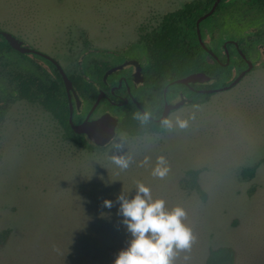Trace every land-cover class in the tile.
<instances>
[{
  "label": "rangeland",
  "instance_id": "rangeland-1",
  "mask_svg": "<svg viewBox=\"0 0 264 264\" xmlns=\"http://www.w3.org/2000/svg\"><path fill=\"white\" fill-rule=\"evenodd\" d=\"M190 1L0 0V29L50 54L65 70L87 72L92 57L118 63L140 56L134 49L140 27L158 25ZM229 22L227 16L224 37L264 28V18ZM254 48L256 65L237 84L203 103L187 99L161 133L120 131L103 150L76 147L40 105L11 103L0 124V232L8 229L0 264H112L129 236L116 195L134 193L138 182L167 207L186 210L192 239L173 264H205L210 248L219 246L232 248L233 264H264V163L254 177L241 176L264 156V44ZM29 55L8 58L23 71L38 73V64L53 74L44 58ZM177 116L187 120L185 127L175 125ZM113 154L128 157V167L116 165ZM159 156L167 163L162 177L151 171ZM191 169L200 171L204 197L183 185ZM105 198L114 201L111 208Z\"/></svg>",
  "mask_w": 264,
  "mask_h": 264
},
{
  "label": "trees",
  "instance_id": "trees-1",
  "mask_svg": "<svg viewBox=\"0 0 264 264\" xmlns=\"http://www.w3.org/2000/svg\"><path fill=\"white\" fill-rule=\"evenodd\" d=\"M214 1L186 2L179 9L164 14L158 25L150 29L145 26L140 27L138 40L146 47L147 62L143 66L144 82L137 88L132 85L126 68L112 72L104 80V73L116 64L110 60L92 57L88 61L89 70L87 72H81L76 68L66 70L77 94L83 100V109L81 111H77L76 107L74 109V122H79L95 102L99 88L110 92L111 86L116 83L121 74L129 78L137 99L142 101L145 109L154 116L161 114L165 100V87L175 79L203 71L211 75L214 80L210 83H196L194 84L196 88H212L231 82L245 68L246 63L234 43H228L229 60H227L223 43L232 36L224 37L222 26L225 25L227 16L229 23L236 22L237 24L264 18V0H221L215 11L201 21L202 37L220 61L203 48L197 33V19L211 8ZM233 37L238 42L239 49L250 57L255 44H264V28L253 29L246 37ZM13 53L24 59L30 57L29 54L20 53L12 48L8 41L0 35V77L6 80L5 85L0 81V124L9 105L17 100H24L29 104L40 105L44 111L49 113L62 129L64 138L76 147L88 151L103 150L108 144L98 146L92 143L85 134L77 133L72 129L69 122L68 97L63 79L55 66L44 58L53 74L38 64H36L38 73L23 71L13 67V63L8 58ZM140 57L137 56V58ZM179 92L188 98L190 104L206 102L214 94V92H195L189 86L178 83L168 87L166 91L168 101L176 99ZM108 105L110 106L109 103ZM112 107L121 111L122 115L118 132H125L129 136H142L161 133L165 129L161 121L148 118L141 122L136 114L143 112L132 100L121 107ZM262 163H264V156L253 165L244 167L241 171L242 178L254 177ZM199 173V169L188 170L182 182L184 187L196 190L204 197L205 193L198 181ZM7 236L8 229L0 232V244ZM233 262L232 248L219 246L210 248L205 264H233Z\"/></svg>",
  "mask_w": 264,
  "mask_h": 264
},
{
  "label": "clouds",
  "instance_id": "clouds-1",
  "mask_svg": "<svg viewBox=\"0 0 264 264\" xmlns=\"http://www.w3.org/2000/svg\"><path fill=\"white\" fill-rule=\"evenodd\" d=\"M136 117L144 122L149 113H137ZM161 124L172 127L173 120L165 117ZM175 125L183 128L187 120L177 116ZM111 159L121 169L128 167L129 158L126 156L113 154ZM147 160L145 157L144 162ZM151 171L154 176L166 174L167 163L163 156L157 157ZM116 201L120 223L129 236L126 246L118 251L112 264H173L177 251L190 245L192 231L185 221L186 210L180 205L167 207L162 197L153 198L148 185L138 182L132 194L120 191ZM113 203L110 198L103 200L106 208H111Z\"/></svg>",
  "mask_w": 264,
  "mask_h": 264
},
{
  "label": "water",
  "instance_id": "water-1",
  "mask_svg": "<svg viewBox=\"0 0 264 264\" xmlns=\"http://www.w3.org/2000/svg\"><path fill=\"white\" fill-rule=\"evenodd\" d=\"M220 1L221 0H215L211 8L207 12L203 13L197 19V33H198V38H199L201 45L208 53L212 54L219 61H220L219 57L213 52L212 48L209 47L205 43L202 37V34H201L200 23L202 20L207 18L209 15H211L215 11ZM0 35H2L11 45V47L17 50L18 52L23 53V54H32V55L41 56L45 58L46 60H48L49 62H51L55 66V68L59 71L60 76L63 79L65 91H66L68 101H69V107H70L69 122H70L72 129L75 132L80 133V134H85L92 143L98 146H105L116 137L117 130H118V123H119L118 116H115L111 112L106 111L96 118H91L92 113L95 111V109L97 108L101 100L107 97V93L105 90H103L102 88L99 89V94L95 102L92 104V106L88 110L85 118L80 123H75L73 120L74 109H75L73 99L75 101L77 109L80 108L82 100L77 94V91L74 88V85H73V82L70 76L68 75V73L66 72V70L64 69L60 61L54 58L53 56H51L50 54L43 52L42 50H39L35 47L27 45L23 39L19 38L16 34H14L11 31L0 29ZM228 43L235 44V46L238 48V52L240 53L241 57L244 58V60L246 61L247 67L244 70H242L231 82L223 86L216 87V88L198 89L199 92L210 93V92H216L219 90L228 89L234 86L235 84H237L243 78V76L248 71H250L251 68L253 67L254 62L241 49H239L238 42L232 39L226 40L223 43V48L225 50L227 60H229ZM129 64H134L136 67V70L133 75L134 80L136 82L142 81L143 80L142 66H141V63L137 59L125 60L121 64H118V65H115L109 68L104 74V77H103L104 80H106L108 75L111 74L112 72L118 69H122L126 65H129ZM211 79H212V76L209 75L208 73L203 72V71H197V72L190 73L182 78L175 79L169 82L166 85L165 90H164L165 100H164V108H163L162 113L158 117H154L151 114H149L148 118H150L153 121H161L163 118L168 117L171 111L179 108L181 105H183L187 101V98L183 94H181L180 99L177 100L176 102L168 101L166 91L169 86L173 84L182 83V84H185L193 88L192 84L208 82ZM122 80L123 79H120V83L122 82ZM124 80L127 84V87L129 88L127 79L124 78ZM132 99L143 113L147 112V110L143 107L141 101L136 99L133 95H132ZM126 101H127V98H125L124 103Z\"/></svg>",
  "mask_w": 264,
  "mask_h": 264
},
{
  "label": "flooded vegetation",
  "instance_id": "flooded-vegetation-1",
  "mask_svg": "<svg viewBox=\"0 0 264 264\" xmlns=\"http://www.w3.org/2000/svg\"><path fill=\"white\" fill-rule=\"evenodd\" d=\"M229 39H232V40H235L233 37L232 38H229ZM228 39V40H229ZM134 49H136L138 52H139V54H140V56H146V58H147V54H146V47H145V45L142 43V42H140L138 39H137V41L134 43ZM249 57V56H248ZM251 60H252V55L249 57ZM129 59H137L140 63H141V66H142V75H143V66H144V62H143V60H142V58H135V57H132V56H129V57H127L126 59H124V60H122V61H119L118 63L116 62V64L115 65H118V64H121L123 61H125V60H129ZM244 59V58H243ZM245 61V60H244ZM253 62H254V65H253V67L251 68V70L250 71H252L253 69H254V67H255V65H256V60H252ZM245 63H246V61H245ZM247 67V63H246V66H245V68ZM124 68H126V72H128V74H129V77H130V80H131V83H132V85L134 86V88H137V87H139V86H141L142 84H143V82H144V75H143V80L142 81H139V82H136L135 80H134V77H133V75H134V72H135V70H136V67H135V65L134 64H129V65H126ZM245 68H243L242 70H244ZM123 69V68H122ZM241 70V71H242ZM240 71V72H241ZM250 71H248L245 75H247ZM239 72V73H240ZM238 73V74H239ZM237 74V75H238ZM244 75V76H245ZM243 76V77H244ZM124 78H126L127 79V82H128V85H129V88L127 87V84H126V82H125V80H124ZM120 79H123L122 80V82L120 83ZM214 80V78H212L210 81H208V82H204V83H210V82H212ZM196 84V83H195ZM200 84H203V83H200ZM193 85V88H191V87H189L191 90H193V91H195V92H199L198 91V89H202V88H196L195 86H194V84H192ZM225 85V84H224ZM220 86H223V85H220ZM220 86H216V87H220ZM124 87V88H123ZM216 87H212V88H216ZM100 89V88H99ZM203 89H207V88H203ZM106 91V90H105ZM220 91V90H219ZM217 92V91H216ZM106 93H107V97L106 98H103L102 100H101V102L99 103V105L97 106V108L95 109V111L92 113V115H91V118H96V117H98L99 115H101L102 113H104V112H106V111H109V112H111L113 115H115V116H118L119 117V122H120V119H121V117H122V115H121V111H119L118 109H115V108H113L112 106H117V107H121L122 105H124V104H126V103H128L129 102V100H132L133 101V99H132V95L137 99V97H136V95L134 94V92H133V90H132V87H131V84H130V81H129V78L125 75V74H121L119 77H118V79H117V81H116V83L115 84H113L112 86H111V90H110V92H108V91H106ZM180 94L178 95V99L176 98V99H173V100H171L170 102H176L177 100H179L180 99V97H181V92H179ZM215 93V92H214ZM125 98H127V101L124 103V100H125ZM187 98V97H186ZM188 99V98H187ZM82 100V99H81ZM139 100V99H138ZM108 102L109 104H110V106L108 105V103H104V102ZM140 101V100H139ZM73 102H75L74 101V99H73ZM134 102V101H133ZM135 103V102H134ZM141 103H142V101H141ZM136 104V103H135ZM83 100H82V103H81V106H80V108L79 109H77L76 108V110L77 111H81V109H83ZM101 105V106H100ZM102 105H104V106H106V109H104L100 114H98V115H96V112H97V110L99 109V107H102ZM143 105V104H142ZM92 106V105H91ZM76 107V104L74 105V108ZM144 107V106H143ZM145 108V107H144ZM163 108H164V105H163ZM90 109V108H89ZM88 109V110H89ZM140 109V108H139ZM163 111V110H162ZM88 112V111H87ZM87 112L85 113V115L83 116V118L79 121V122H77V123H80L84 118H85V116H86V114H87ZM148 112V111H147ZM172 112V111H171ZM170 112V113H171ZM149 113V112H148ZM162 113V112H161ZM150 114V113H149ZM152 115V114H151ZM152 116H154V115H152ZM160 116V115H159ZM73 117H74V115H73ZM154 117H158V116H154ZM150 119V118H149ZM118 125H119V123H118ZM117 133H118V130H117Z\"/></svg>",
  "mask_w": 264,
  "mask_h": 264
}]
</instances>
